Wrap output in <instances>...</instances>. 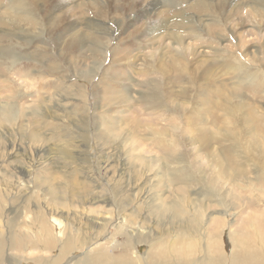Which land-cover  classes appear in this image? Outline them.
I'll return each instance as SVG.
<instances>
[{"label": "rangeland", "instance_id": "1", "mask_svg": "<svg viewBox=\"0 0 264 264\" xmlns=\"http://www.w3.org/2000/svg\"><path fill=\"white\" fill-rule=\"evenodd\" d=\"M0 190L56 264L264 244V0H0Z\"/></svg>", "mask_w": 264, "mask_h": 264}, {"label": "bare ground", "instance_id": "2", "mask_svg": "<svg viewBox=\"0 0 264 264\" xmlns=\"http://www.w3.org/2000/svg\"><path fill=\"white\" fill-rule=\"evenodd\" d=\"M15 2H16V7L17 6L22 7L23 0H15ZM77 34L79 35L82 33H76V35ZM4 35H6V34H4ZM184 52H185V50H184ZM181 54L183 55L184 53H181ZM178 69H180V68H178ZM1 111L3 112V110H1ZM0 193L2 196L1 190H0ZM249 220H250V218H249ZM55 221H56V223H59L60 225L63 224L62 223L63 220L62 221L58 220V218H56V217H55ZM29 222H30L29 224L27 222V224L20 225V227L19 226L17 227L18 229L14 231V235H13L12 239L9 240V243L7 242L6 237H5V233L7 234V232H5V230L7 227L9 229V226L11 225V223H7L8 226L5 225L4 226L5 228L0 225V261L4 262L6 260L5 258H7V257H11V258L15 259L17 256L13 255V254H18V255L22 256V258H19V259H25L23 257H28V258H26V259H28L27 261H29V262L31 261L34 264H56V263H59L61 260H63V258L65 259L66 255L63 257H55V258H50V257L36 258V252H34V251H36V245L44 243L45 244L44 246H46L47 248L50 249V248L55 246L56 241L52 237L51 228L49 226L45 227L46 237L44 238V234H41V235L39 234V236L35 235L34 217ZM12 226L15 227L13 224H12ZM245 229H248V228H245ZM249 233L248 234L243 233L241 235H242V237H243V235H247V236L251 235ZM259 234L264 238V226L259 231ZM247 236H245V237H247ZM253 236L254 237H253L252 241H254L256 237H258L256 235V233L255 234L253 233ZM245 237L243 238L244 240L246 239ZM212 238H213V236H212ZM212 238H211V240H213ZM237 238L238 237L234 238L235 239V241H233L234 247L232 248L231 253H226L223 250V248L222 249L217 248L216 246H215L216 248H213L212 246H210L209 248H205V249H197L196 244L193 243V245H191V246L188 245L187 247H184V246L171 247V244L170 243L168 244L166 242L165 244L161 245L163 247V249L160 251L156 250V249H158L159 245L158 246H156V244L153 245V246H156L157 248L153 249L156 251H152V249H151V252H150V250H149V253L147 254V255H149L148 260L141 259L142 257H140V255H141L140 252H136V255H134V256L131 255L130 253L108 254L106 252L107 254H102L100 252H98V253L96 252L93 255H89V254L86 255V257L84 255V257L86 259L84 261L83 260L84 258H83L82 260L84 262H82L81 264H264V244L262 243V241L260 239H258V240L261 242L262 245L254 246L255 245L254 242L249 245V243L242 240V238L240 239V241ZM248 238H250V237H248ZM179 239L182 240V238H179ZM189 239H187V241H185V242L187 243ZM216 239L214 237L213 241H218L220 238L218 237V239L217 240ZM164 240H166V239H164ZM164 240L162 239V242ZM237 240L239 241V243ZM67 242L68 243L65 245L64 250H63L64 253H66V254L73 251L75 248V240H73V238L71 236ZM219 242L220 241H218L217 245L219 244ZM219 246H220V244H219ZM7 248H10V250H13L14 252L10 256L8 255V256L4 257L5 250ZM101 249H103V248H101ZM28 250H30V253H29L30 255L25 256L24 254ZM31 250H34V251L32 252ZM94 252H95V249H94Z\"/></svg>", "mask_w": 264, "mask_h": 264}]
</instances>
